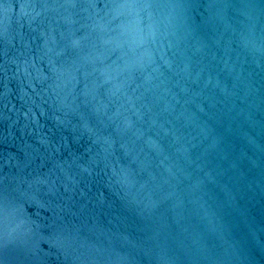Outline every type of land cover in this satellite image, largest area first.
Masks as SVG:
<instances>
[{
    "label": "water",
    "instance_id": "obj_1",
    "mask_svg": "<svg viewBox=\"0 0 264 264\" xmlns=\"http://www.w3.org/2000/svg\"><path fill=\"white\" fill-rule=\"evenodd\" d=\"M0 264H264V0H0Z\"/></svg>",
    "mask_w": 264,
    "mask_h": 264
}]
</instances>
